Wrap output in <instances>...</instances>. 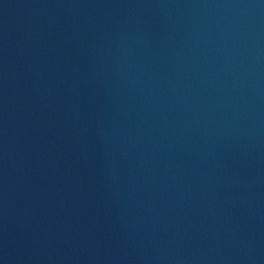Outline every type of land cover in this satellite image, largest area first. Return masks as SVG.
<instances>
[{"label": "water", "instance_id": "water-1", "mask_svg": "<svg viewBox=\"0 0 264 264\" xmlns=\"http://www.w3.org/2000/svg\"><path fill=\"white\" fill-rule=\"evenodd\" d=\"M0 264H264V0H0Z\"/></svg>", "mask_w": 264, "mask_h": 264}]
</instances>
